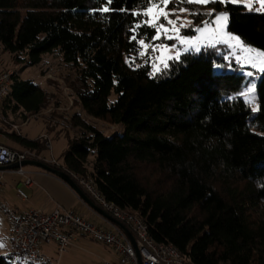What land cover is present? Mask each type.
Instances as JSON below:
<instances>
[{
	"label": "trees",
	"instance_id": "obj_1",
	"mask_svg": "<svg viewBox=\"0 0 264 264\" xmlns=\"http://www.w3.org/2000/svg\"><path fill=\"white\" fill-rule=\"evenodd\" d=\"M157 1L0 0V46L25 68L58 52L77 72L84 112L124 127L108 138L75 115L82 133L63 154L64 172L92 177L107 201L140 215L150 237L177 247L188 264H264V74L256 114L240 96L246 77L216 72L211 54H184L152 77L144 45L170 44L146 23ZM211 5L229 15L231 33L264 52V13ZM185 6L203 27L206 15ZM49 98L15 73L2 115L20 112L25 122ZM9 137L37 153L45 147ZM13 258L0 254V264Z\"/></svg>",
	"mask_w": 264,
	"mask_h": 264
},
{
	"label": "rangeland",
	"instance_id": "obj_2",
	"mask_svg": "<svg viewBox=\"0 0 264 264\" xmlns=\"http://www.w3.org/2000/svg\"><path fill=\"white\" fill-rule=\"evenodd\" d=\"M171 3V0L168 4L159 0L152 3L145 12L146 23L157 30L155 40L170 41V44L144 45L141 57L150 53L151 76L156 77L163 74L171 61L179 60L184 54L203 52L211 54L213 59L218 62L215 64L216 72L238 73L246 77L245 87L241 92L243 95L240 93V96L249 103L253 114H256L258 112L257 84L264 74V52L252 48L241 39L237 41L236 37L238 36L228 30L229 15L226 19L222 17L220 14L226 12L216 11L215 7L211 5L215 2L191 3L197 6L196 9H199L197 16L199 13H203L207 17L206 24L201 28L196 26L194 19L190 16L192 10L187 9L183 0L175 2L176 5L180 4V8H171ZM223 4L241 6L250 13H264V4L257 0H236V2L225 0ZM0 72L17 73L23 80L33 81L43 88L50 97L46 109L39 116H32L35 118H32L28 126L19 131L23 137H40L38 139L45 147L39 154L44 158L46 156L45 159L54 158L58 164L50 165L42 161L39 162L63 170V154L69 149L70 142L79 138L82 133L81 129L73 126L72 118L75 115L80 116L82 120L94 126L108 138L124 134L122 125H113L92 118L84 112L76 93V88L79 86L77 72L62 61L58 52L44 55L42 62L37 66L25 68L24 64L16 63L14 57L0 46ZM253 84L255 85L254 89L249 90ZM116 100L117 96L113 93L109 102L113 104ZM3 118L5 117L3 116ZM0 119L2 118L0 117ZM5 120L2 119V121ZM12 123V120H9L7 125L0 129V140H8L10 146L24 150L25 147L22 144L9 137V134H17L16 131L20 128ZM9 129H12L11 133L8 132ZM19 133L17 135H20ZM47 138L51 143L50 149L47 147ZM94 160L95 156L91 155L89 169H91ZM23 168L25 170L30 167ZM16 169H5L1 172H11ZM150 171L146 170L144 173L147 174ZM8 233V225L0 215V242L4 244L3 247H0L1 255L9 254ZM42 251L48 258H55L56 264H103L104 261L114 259L107 246L83 235H79L78 241L59 257L56 256L55 243L44 246ZM11 261L14 264H19L15 257Z\"/></svg>",
	"mask_w": 264,
	"mask_h": 264
},
{
	"label": "built area",
	"instance_id": "obj_3",
	"mask_svg": "<svg viewBox=\"0 0 264 264\" xmlns=\"http://www.w3.org/2000/svg\"><path fill=\"white\" fill-rule=\"evenodd\" d=\"M14 74L0 72V117L4 120L1 108L11 93ZM48 141L47 138V147L50 149L51 143ZM26 161L57 164L54 159H45L36 151L18 150L0 143V167L7 168L18 164L19 169L11 172L26 177L25 185L31 186L32 179L27 177V172L20 166ZM71 178L108 217L127 228L135 244L122 229L100 214L106 227L84 219L73 210H55L52 213L36 209L17 211L3 206L0 200V213L10 224L9 251L18 259L19 264H56V259L48 258L42 248L55 243L56 256L59 257L77 242L78 235L86 236L110 249L114 259L104 261L103 264H188L177 247L158 244L150 237L149 227L140 215L107 201L98 191L92 177L73 175ZM2 191L3 183L0 179V195ZM17 194L24 201L28 199L21 189H18Z\"/></svg>",
	"mask_w": 264,
	"mask_h": 264
},
{
	"label": "crops",
	"instance_id": "obj_4",
	"mask_svg": "<svg viewBox=\"0 0 264 264\" xmlns=\"http://www.w3.org/2000/svg\"><path fill=\"white\" fill-rule=\"evenodd\" d=\"M1 110L3 112V107L1 108ZM20 115V112L12 114L9 111L7 116L5 115V121H2V119H0V129L4 128L9 120H12V125L20 127L19 130L16 131V133L18 134L21 128L28 126L32 118H35L30 117L27 121L24 122L22 121ZM8 132L11 133L12 129H9ZM19 134L23 137L21 133ZM24 138H27L29 140H37L40 137ZM7 141L8 140L5 141L3 139L0 140V143L5 145L6 147L17 149L13 146H10ZM47 159L50 160L54 158ZM25 171L27 172V177L32 179L31 186L25 185L26 177L24 176L10 171H5L4 173L0 171V179H2L3 183V191L0 195V200L3 206L17 211L36 209L44 213H52L55 210H73L84 219L91 221L98 226L106 227V224H104L101 216L94 210H92L87 204H85L81 200V198L62 180L44 170L35 167L27 168L25 169ZM18 189H21L25 192L28 197L26 201L19 198L17 194ZM0 215L2 216L1 213ZM4 220L8 225V232H10V224L5 218ZM77 237H79V235ZM8 253L10 254L9 251Z\"/></svg>",
	"mask_w": 264,
	"mask_h": 264
},
{
	"label": "water",
	"instance_id": "obj_5",
	"mask_svg": "<svg viewBox=\"0 0 264 264\" xmlns=\"http://www.w3.org/2000/svg\"><path fill=\"white\" fill-rule=\"evenodd\" d=\"M20 166L22 167H35V168H39L41 170H44L54 176H56L57 178H59L60 180H62L64 183H66L80 198L81 200L87 204L92 210H94L96 213L105 216L106 218H108L112 223H114L115 225H117L120 229H122L126 235L129 237V239L132 241L133 244H135L134 238L132 236V234L127 230L126 227H124L123 225L119 224L118 222H116L115 220L111 219L110 217H108L96 204H94L92 202V200L83 192V190L78 186V184L71 178V176L69 174H67L66 172H64L61 169H56V168H52L42 162H38V161H26L23 162ZM19 165H13L7 168H1L0 167V171L1 170H7V169H16L18 168Z\"/></svg>",
	"mask_w": 264,
	"mask_h": 264
},
{
	"label": "snow or ice",
	"instance_id": "obj_6",
	"mask_svg": "<svg viewBox=\"0 0 264 264\" xmlns=\"http://www.w3.org/2000/svg\"><path fill=\"white\" fill-rule=\"evenodd\" d=\"M108 2L110 3L111 0H108ZM160 2L164 3V4H168L170 2V0H160ZM172 3H175L176 0H171ZM183 2L185 3H199V4H208V3H212V2H215V3H225V0H183ZM227 2H236V0H227ZM257 2L261 3V4H264V0H257ZM222 17H224L225 19L227 18L228 14L227 13H221L220 14ZM237 41L240 40L239 37H236ZM251 75V74H249ZM255 85H251V89H254ZM241 95H243V93H241ZM255 111V109H254ZM4 244L2 242H0V247H3Z\"/></svg>",
	"mask_w": 264,
	"mask_h": 264
}]
</instances>
